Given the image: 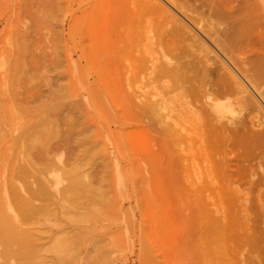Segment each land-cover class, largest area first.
<instances>
[{
  "label": "rangeland",
  "instance_id": "1",
  "mask_svg": "<svg viewBox=\"0 0 264 264\" xmlns=\"http://www.w3.org/2000/svg\"><path fill=\"white\" fill-rule=\"evenodd\" d=\"M241 1L219 0V6L234 11ZM248 1L264 7V0ZM126 4L125 0H0V205L6 204L5 179L16 183L36 180L34 176L25 179L19 172L24 162L20 144L26 129L37 136L36 126L48 116L58 132L45 144L37 143L31 157L44 165L63 152L65 164L55 160L48 174L51 183H57V202L36 200L39 205L48 203L39 214L20 215L19 219L9 211L6 218L11 225L34 233L40 258L47 264H205L204 247L195 229L201 209L197 205L187 209L188 200L170 203L169 208L163 199L170 194L163 186L159 199L156 189L161 188L154 187L157 177L144 169L155 167L156 132L150 129L143 139L135 116L142 112L141 121L160 127V117L171 120L172 115L177 127L191 126L193 115L198 116L201 108L186 101L193 91L160 73L167 47L159 22L130 11L132 5L128 3V9ZM206 20L202 17L200 22L205 29ZM251 43L243 42V50L250 51ZM85 123L91 129L107 128L100 135L102 141L125 144L127 165L120 177L115 172L108 174L103 191H72L65 198L62 194L69 176L63 167L69 169L90 145L80 140L85 138L80 133L88 127ZM181 132L186 130L181 128ZM197 139L171 147L176 155L185 156L181 164L191 179L199 181L206 161ZM94 163L98 170L93 166V171L101 175V159ZM99 175L93 182L96 186ZM181 179L179 194L186 197L188 185ZM185 208L192 214L189 231L180 225ZM64 241L70 253L67 248V253L62 252ZM55 244L59 248L52 251Z\"/></svg>",
  "mask_w": 264,
  "mask_h": 264
},
{
  "label": "bare ground",
  "instance_id": "2",
  "mask_svg": "<svg viewBox=\"0 0 264 264\" xmlns=\"http://www.w3.org/2000/svg\"><path fill=\"white\" fill-rule=\"evenodd\" d=\"M125 3L128 9V3L132 5L130 11L136 14L142 12L151 21L159 22L163 29L162 41L167 47L159 64L160 73L163 77H174L183 87L193 91L186 101L191 102L193 107L201 108L198 116L191 110L194 114L191 126L180 127L176 126L172 115H169L171 120L165 119L166 116L164 119L160 117L161 126L156 127L155 124L141 121L142 112L135 113L143 139L150 129L156 132L155 167L152 170L144 169L156 175L154 187L166 188L170 195L163 200L169 205L185 204L188 200L190 204L185 205L187 209L190 205L200 207L201 221L194 225L198 229L195 233L204 247L205 264H264V7L251 4L248 0L241 1L234 11L219 6V0H125ZM202 17L203 21L204 17L208 20L203 24L208 25L206 29L200 25ZM245 41L253 43L250 51L243 50ZM50 120L46 116L43 123L36 126L37 136H31L33 134L29 133V128L26 129L25 138L20 144L24 162L19 166V172L25 179L34 176L36 180L16 183L5 179L2 184L6 204L0 205V264H14V260L16 264H47L45 258H40L42 253L34 233L11 225L6 218H9V211L15 218L20 215L32 217L48 206V203L39 205L36 200L53 202L57 198L54 191L57 183L54 186L48 174L53 171L55 160L65 164L63 152L52 156L53 159L44 165L31 157L37 143L45 144L57 134L58 128ZM120 126L122 128V123ZM103 128L107 133V128ZM181 128L186 133H182ZM104 130L89 126L80 129L85 137L80 139L81 142L84 140L90 145L84 148L83 155L69 169L63 167L69 176V183L62 196L85 189L103 191L110 172L121 176L122 167L127 165L125 144L117 142L114 145L102 141L100 135ZM192 132L195 136L190 135ZM196 137L206 161L202 175L198 176L199 181L191 179L187 168L181 164L185 156L176 155L171 147L174 143ZM97 159H101V175L95 174L96 170L92 169L93 166L97 169L94 163ZM143 160L147 163V160ZM98 175L97 187L93 182ZM181 177L188 185L187 198L179 194ZM118 181L121 180L118 178ZM121 184L119 182V188ZM156 190L160 194L163 191L162 188ZM157 194L159 199L160 196L163 198L162 194ZM184 212L180 214L184 216L180 225L188 230L193 228L189 227L191 224L188 225L192 214ZM183 234L186 236V233ZM61 244L64 247L62 252L67 253L65 241ZM56 248L59 246L55 244L52 251H56ZM67 250L70 253V249Z\"/></svg>",
  "mask_w": 264,
  "mask_h": 264
}]
</instances>
